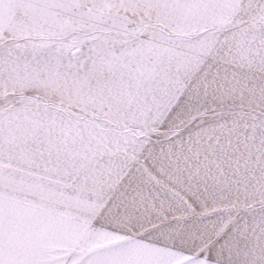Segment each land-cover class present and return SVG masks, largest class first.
<instances>
[{
	"label": "snow or ice",
	"instance_id": "obj_1",
	"mask_svg": "<svg viewBox=\"0 0 264 264\" xmlns=\"http://www.w3.org/2000/svg\"><path fill=\"white\" fill-rule=\"evenodd\" d=\"M0 264H264V0H0Z\"/></svg>",
	"mask_w": 264,
	"mask_h": 264
}]
</instances>
